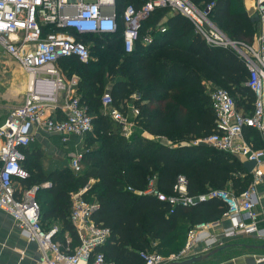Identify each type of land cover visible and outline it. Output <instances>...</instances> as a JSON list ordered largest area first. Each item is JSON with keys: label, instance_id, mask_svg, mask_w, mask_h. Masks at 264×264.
Returning a JSON list of instances; mask_svg holds the SVG:
<instances>
[{"label": "trees", "instance_id": "obj_1", "mask_svg": "<svg viewBox=\"0 0 264 264\" xmlns=\"http://www.w3.org/2000/svg\"><path fill=\"white\" fill-rule=\"evenodd\" d=\"M146 1L117 3L122 12L129 4L140 7ZM191 1L200 8L213 3L209 13L213 22L233 39L253 40L256 23L242 0ZM164 17L167 19L163 32L157 25ZM148 35L152 36L149 43L145 40ZM83 40L90 44L92 59L88 63L70 56L58 60L57 65L67 75H80L79 99L91 115L99 137H90L91 131L85 135L88 144L93 145L83 152L81 172L68 168L42 174L38 180H32L31 174L20 183L32 186L50 179L52 186L42 188L36 195L38 200L39 194L44 193L40 204L42 224L50 229V221L59 219L62 227L54 239L65 241V234L69 233L73 247L79 241L70 220L71 195L89 185L84 197L96 205L92 218L110 230L107 241L97 250L104 251L115 264H145L142 251H178L184 246L188 229L220 219L227 209L218 198L172 206L155 195L140 193L151 179H155L160 190L170 194L183 175L187 179V193L192 197L228 187L239 194L252 183V173L238 157L204 143H192L216 130L207 84L210 90L227 86L242 101L239 109L252 110L254 95L245 84L248 70L234 50L208 44L195 31L192 21L171 7L155 9L143 23L131 53L123 50L121 31L111 38L90 35ZM96 54L100 55L95 59ZM109 79L116 107L133 101L139 108V114L132 119L137 126L178 143L153 140L138 130L126 137L118 123L100 110ZM133 94L138 98L131 100ZM246 131L253 136L255 146L264 145L255 129Z\"/></svg>", "mask_w": 264, "mask_h": 264}, {"label": "built area", "instance_id": "obj_2", "mask_svg": "<svg viewBox=\"0 0 264 264\" xmlns=\"http://www.w3.org/2000/svg\"><path fill=\"white\" fill-rule=\"evenodd\" d=\"M212 6L210 3L200 8L191 0H147L140 7L129 4L120 12L117 0H0V49L17 60L29 75L34 74L32 87L28 88L23 102L13 107L0 123V209L10 213L22 234L37 243L41 256L39 264H115L104 251L97 250L107 241L110 230L92 218L96 205L84 197L89 185L71 195L70 220L79 241L73 247L69 233L61 242L54 239L58 227L46 229L42 224L41 206L36 195L40 189L51 187L52 183L46 181L32 186L20 183L21 179L30 177L23 163L22 149L33 141L36 130L45 129L58 134L63 142H67L72 135L84 138L94 126L79 96L68 93L71 88L74 91L75 81L68 84L63 81L56 67L57 61L74 56L88 63L92 54L90 44L83 37L111 38L119 31L124 52H133L143 23L161 7H171L188 17L195 31L208 44L234 50L247 67L245 84L254 95L253 108L246 112L237 107L235 98L227 89H211L209 95L216 115V130L192 143H204L230 152L243 162L254 160L256 165L250 171L253 182L239 194L228 188H218L192 197L187 193V179L183 175L178 177L173 192L167 194L157 187L155 179H151L145 190H139L140 193L155 195L172 206L218 198L227 209L220 219L188 229L184 246L169 257L158 251H142L141 257L145 264H165L209 251L220 245L222 238L249 235L264 242V225L260 224L264 218L257 210L260 201L257 183L264 179V145L257 147L244 138L246 129L251 128L264 142V0H255L259 26L253 40L248 42L231 38L213 22L209 17ZM161 31H166V27H161ZM145 40L151 42L152 36H146ZM100 47L104 48L105 44ZM50 77L58 82L60 89L67 91L60 105L55 95L49 103L48 97L37 89L38 84L54 81ZM102 104L121 132L130 136L135 122L114 105L111 92H104ZM58 110L61 117L57 115ZM82 155H76L71 161V168L76 173L82 170ZM16 181H19L18 185ZM222 219H229L231 223L222 226Z\"/></svg>", "mask_w": 264, "mask_h": 264}, {"label": "crops", "instance_id": "obj_3", "mask_svg": "<svg viewBox=\"0 0 264 264\" xmlns=\"http://www.w3.org/2000/svg\"><path fill=\"white\" fill-rule=\"evenodd\" d=\"M242 3L251 17L257 13L255 0H242ZM166 19V17L162 18L157 27L161 28L165 26ZM252 21H255L256 23L257 33L259 18ZM56 67L60 72V77L66 84L70 82L72 83L73 80L75 81V84H73L74 86H72L74 91H72L71 88L68 90V93L80 96V91L78 90L80 75L77 72L67 75L58 65H56ZM37 89L42 91V93L48 97L47 102L49 103H51L50 98L52 95H55L60 105L67 95L65 89H60L58 87V82L56 80L51 81L48 84H38ZM132 96L133 98H131V100L138 98L137 94H133ZM120 108L130 117L131 120L139 114V108L133 104V101L126 102V104H124V106L122 105ZM4 110V108H0V123H2L10 113L5 114ZM100 110L102 113L106 114L103 104L100 107ZM57 115L58 117L62 116L60 110H58ZM136 130H138L142 136L153 140L159 138L161 142L169 144V139L167 137L150 134L135 123L133 131ZM244 138L250 143H255L252 140L253 136H251V133L248 131H245ZM84 139L85 138L83 137L72 135L69 141L63 142L58 134L48 132L45 129L36 130L33 141L27 147L22 149V153L24 154L23 163L28 168L30 176L32 174L31 179L38 180L39 177H43L42 174H54L61 170L68 168L71 169V161L73 157L78 154H83L85 151L83 150L85 143ZM47 181H50V179ZM93 181L94 179L91 180V182ZM262 181L263 183L258 185V188H260V201L257 205V210L260 213V217L264 218V179ZM15 184L18 185L19 181H16ZM41 195L42 193L39 194V196ZM261 195L263 196L262 198ZM50 222L51 223L48 225L50 228L56 226L60 229L62 227L59 219L53 218ZM230 223L229 219H222L221 221L222 226H228ZM260 224L264 225L263 219L260 221ZM243 237L251 236L242 235L236 237L237 239L222 238V241L226 242V244L223 245V249L215 253L209 259L195 264H264V258H262L264 257V249L252 248L250 247L252 243L245 244L238 240ZM217 247L218 245L215 246V248ZM40 260L41 256L37 243L29 240L22 234L16 220L10 213L0 209V264H39Z\"/></svg>", "mask_w": 264, "mask_h": 264}, {"label": "rangeland", "instance_id": "obj_4", "mask_svg": "<svg viewBox=\"0 0 264 264\" xmlns=\"http://www.w3.org/2000/svg\"><path fill=\"white\" fill-rule=\"evenodd\" d=\"M199 3H202V2H199ZM149 27H151V26H149ZM142 35H145L144 32ZM143 37H145V36H143ZM241 40L247 41V42L249 41V39L247 37L241 38ZM99 55L100 54H98V55L96 54L95 59L98 58ZM108 57H110V56H107V58ZM95 65H97V62ZM31 77H32L31 74L29 75L19 65L17 60L12 58L8 53L3 51L2 49H0V108L5 109L4 110L5 114H8L11 111L10 109H12L14 106H17L23 102V100L27 94V91H28V87H29V84L31 81ZM80 79H81V77H80ZM111 83H112V80L109 79V82H107V84H110V85L106 86V91H111ZM207 87H208V91H210L211 87H209V84H207ZM222 87L227 89L229 91V93H231V91L227 88V86L223 85ZM231 95L235 98L237 107L238 108L241 107L243 104L242 101L240 99H238V97L235 96V94L231 93ZM89 136L92 138L93 137L94 138L99 137V134L97 133L96 128L94 129V126H93V129L91 130ZM156 139L159 140V138H156ZM84 140L86 141V139H84ZM181 142H185V141L183 140ZM168 143L170 145H174L175 143H178V141L173 142V141L169 140ZM92 145L93 144L89 145L88 142L86 141V144L84 143L83 150H87ZM261 183H263V181L259 180L257 183V186ZM258 189L260 191V188H258ZM230 190H232V188H230ZM262 195H263V193H262ZM262 195H261V198L263 197ZM38 200H39V203L42 205V202L44 200V193H42V195L39 196ZM238 240H240L241 242H243L245 244H250V243L258 244V243L262 242L261 240L251 238V237H243V238H239ZM222 243L220 245H218V247L226 244V242H223V241H222ZM153 250L158 251L164 257H169L170 255L177 252V251L171 252L169 249H164V250L153 249Z\"/></svg>", "mask_w": 264, "mask_h": 264}, {"label": "water", "instance_id": "obj_5", "mask_svg": "<svg viewBox=\"0 0 264 264\" xmlns=\"http://www.w3.org/2000/svg\"><path fill=\"white\" fill-rule=\"evenodd\" d=\"M258 18H259V16L257 13H255L252 16V20H254V19L257 20ZM50 79L54 80L53 77H50ZM255 165H256V161H254V160L244 161V166L246 167V169L248 171H251ZM250 247L256 248V249H264V243L252 244V245H250ZM223 248H224V246H220L217 248L210 249L209 251H206L203 253H198V254L188 256V257H185L182 259L170 261V262L165 263V264H195V263H199V262H202L204 260L209 259L211 256H213L215 253H217L218 251H220Z\"/></svg>", "mask_w": 264, "mask_h": 264}, {"label": "bare ground", "instance_id": "obj_6", "mask_svg": "<svg viewBox=\"0 0 264 264\" xmlns=\"http://www.w3.org/2000/svg\"><path fill=\"white\" fill-rule=\"evenodd\" d=\"M31 81H30V84H29V87L28 88H31L32 87V81L34 80V74H31Z\"/></svg>", "mask_w": 264, "mask_h": 264}]
</instances>
